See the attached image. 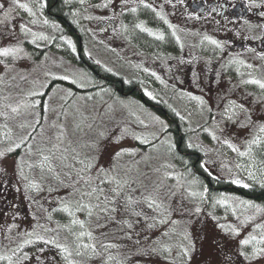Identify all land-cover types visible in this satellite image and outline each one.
<instances>
[{"label":"rangeland","instance_id":"1","mask_svg":"<svg viewBox=\"0 0 264 264\" xmlns=\"http://www.w3.org/2000/svg\"><path fill=\"white\" fill-rule=\"evenodd\" d=\"M43 1L19 0L32 9L35 13L32 15L19 8L14 0H0L3 5L0 8V51L12 50L9 56L0 55V144L6 150L20 145L29 136L35 122L37 114L34 106L29 104L28 95L40 94L52 77L80 83L90 81L73 55L78 42L63 33L62 27L49 22L43 14ZM66 1L79 5L72 14L77 20L79 17L84 19L80 28L88 42L87 47L84 49L81 45V49L88 60L103 70L119 72L124 81L135 79L137 87L149 100L166 103L178 114L179 122L194 132L188 136L187 147L199 150L201 154L199 173L215 181L229 182L230 186L264 184V132H260L264 126V89L247 82H264V53H234L228 49L230 42L224 39L229 34L244 38L248 32H253L257 39L260 27L256 22H241L238 29L223 26L221 31L218 23L210 24L195 15L186 17L185 11L167 7L168 10L151 13L156 23L150 24L149 17L139 18L145 5L134 0ZM135 27L145 29L154 38H164L169 33L172 37L167 43L176 48H165L161 46L162 42L140 40L135 35ZM22 38L51 48L41 60L32 64L26 55L17 51L16 46ZM213 40L217 43L213 44ZM222 59L228 60L226 66L220 61ZM107 88L102 87L103 92L94 98L87 94L72 96L70 90L60 85L53 88L45 102L43 126L28 145L32 155L26 153L23 159L18 160L0 149L3 153L0 156V212L4 207L5 215L3 228L15 234L13 237L17 242L23 244L32 240L28 244L30 247L21 251L31 248L32 257L47 264H58V258L63 264H97V251L78 245H91L102 240L101 236H106L105 241H121L116 242L117 245L126 246L128 242L130 253L123 252L121 257L113 250L110 258L111 252H105L104 264H264V253L253 255L255 249L264 247V244L253 241L242 246L240 243L250 236H256L257 240L264 236V228L261 227L264 225L263 204L240 198L221 188L202 187L200 190L189 173H186L190 178L187 181L176 173L179 174L177 188L156 176L158 187L153 190L145 172L134 177L127 169L119 167L121 161H116L112 173L122 179L124 187L132 190V183L138 190L136 196L152 193L161 205L160 209L154 206L149 209L145 198L131 199L134 203H129V197L121 196L115 202L116 210L111 211L110 218V215L104 216L94 210L91 217L87 211L74 210L76 213L71 220L81 219L84 229L92 233L91 239L85 234L77 240L78 234L71 236L67 233L60 242L44 243V240L53 241V232L62 233L59 229L64 225L62 220L63 223L58 221L54 229L48 227L47 211L62 209L61 205L70 201L72 196L69 188H66L68 193L64 190L54 197L48 192L50 188L56 190L68 186L71 184L69 178L75 176L73 172L76 171L67 168L63 177L59 174L64 165L61 162L64 155L66 158L72 155L80 168L78 160L95 157V167L85 174L95 177L98 169L110 167L118 151L126 153L134 149L130 144L134 134H126L124 128L122 134H116L119 126L131 119L136 126L146 128L140 140L148 141V137L156 139L160 136L158 150L164 146L167 148L164 152L159 151L160 154H147L146 159L152 163L149 169L161 171L167 167L166 164L171 165L169 161L173 155L166 145L171 142L166 133L170 121L146 111L150 108L132 99L128 93L119 97ZM13 108L17 111L13 112ZM257 137L261 142L250 145ZM118 139H121L120 143ZM229 143L241 152H248L251 147L250 155L240 156L228 146ZM43 156L50 157L54 174L48 173V164L43 169L40 167ZM34 168L36 170L32 172ZM54 169L59 170L55 172ZM249 173H252L251 177ZM236 180L241 183H234ZM33 183L40 186L39 190L31 186ZM85 191V186L79 188L80 193ZM221 200L223 204L219 203ZM241 201L258 205L260 210ZM233 208L236 209L235 214ZM161 210L167 215L166 220H171L170 225L156 224L159 218L155 215ZM117 222L127 230L122 231ZM220 225L226 227L221 228ZM228 225L238 229L239 234L234 235ZM27 233L35 235L28 236ZM56 243L68 247L72 255L66 257ZM185 249L188 250L187 255ZM241 251L246 256H241ZM151 253L155 256L160 253L161 258L168 262H155L159 259Z\"/></svg>","mask_w":264,"mask_h":264},{"label":"trees","instance_id":"2","mask_svg":"<svg viewBox=\"0 0 264 264\" xmlns=\"http://www.w3.org/2000/svg\"><path fill=\"white\" fill-rule=\"evenodd\" d=\"M43 8H44L43 14L47 17L50 23L56 24V25H59V27H62L63 33L69 36H72L78 42V47L77 49L74 50L73 55L76 57L75 59L78 61V63L83 66L84 71L89 76L90 81H87V82L85 81V82L80 83L77 81L73 82L68 79H64L63 77H52L46 82L45 88L40 94L34 95L33 97H30L28 95V98L30 101L29 104L31 105V107L34 106V109L37 114L35 117V122L33 123V126L30 130V134L20 144V147L18 148L14 147L13 151H8V149L6 150L5 147H3L2 144H0V149H2L1 152H3V149H4V152L5 150L8 151L7 152V154H9L8 156L15 157L18 160L23 159L24 154L30 153V151L28 150V145H30L29 143L33 141V136L35 135V133L38 130H40L43 126L42 123H43L44 114L46 111L45 102L48 97V94L53 88H56L57 86L60 85L70 90L72 96L87 94L89 97L94 98L97 94H101L103 92L102 87L106 86L108 87L107 89L111 88L110 92H112L113 94L115 93L118 94L117 96L119 97H122L121 95H126V93H128L132 99L143 104L145 107L150 108V110H146V109L144 110L155 113V116H157L158 118L164 119L165 117L170 121L169 122L170 124L166 127V133L169 134V136L171 137V142H169L168 144L166 143V145L170 147L168 151L172 153L173 157H171L169 161L171 162L170 167H169V164H166L165 166L167 167H165V169H161V171H158L157 169L150 170L149 165H152V163L146 159L147 154L148 156H153V154H150V153L158 152L160 154L159 151L164 152L165 150H167V148H165L166 146H164V149L158 150V146L161 143V137L158 136L156 137V139H153L152 137H148V141L140 140L139 137L141 136V133H143L146 130V128L144 129L142 126H136L135 124H133L131 119L123 126H119V129L116 134L118 135L122 134L121 130L122 128H124V132L126 134H134L135 136L132 139H130V144L134 146V149L129 150L130 152H126V153H124L123 151H118L117 153H121V155L117 156V153H116L114 155L113 163H111L110 167L107 169L109 170L108 175L111 174L112 176H114L116 180L120 182L121 188L123 186L122 181H121L122 179L118 175H115L112 173V167L116 164V161H121V163L119 164V167L127 169L134 177L137 176L141 172H145L148 176L149 185L151 189L153 190L155 189V187H158L157 180L155 179L156 176L159 177L160 179H164L165 181H167V183L171 182L175 186V188H177L179 174L182 175V177H184V179L187 181V180H190V178L186 173H189L191 175V178L194 181H196V185L198 188H200V190H202V187L203 189L205 187L209 189L210 188L214 189L213 185L217 184L218 186L224 187L222 189H224L228 193L236 194L240 198H243V192L250 193L252 194V198H251L253 199L252 201L259 202L260 204L264 205V187H259L258 185H251L245 191L242 188H237V186H235L237 189L229 187L230 186L228 185L230 184L229 182L225 183L223 181H215L214 179L209 178V176H205V174L199 173L201 172L200 166H199L201 154L199 153V150H196L191 147H187L188 138H189L188 136H190L191 132L193 131L191 129H187L185 125L179 122L178 114H176L172 108H169L168 106H166V103H163L160 101L154 102L152 100H149L147 97L142 96L141 90L136 87L137 86L136 84L138 83L136 82L135 79H130V81L128 82L126 80L124 81L123 79L124 77L122 75H119L120 74L119 72L114 73L112 71L103 70L101 67L95 65L92 61H89L88 58L83 54V52H80V46L83 45L85 49V47H87L86 42L88 41H86V35L83 33L82 29L80 28V24L81 22L82 23L84 22V19H82V17H79L80 19L77 20L75 16L72 14L73 12L72 10L74 8H79V5L77 2H67L66 0H44ZM143 16L144 14L142 13L139 18L140 19L145 18ZM134 32H135V35H137V37L142 41L148 40L149 42L151 41L162 42L163 44L161 46L164 45L165 48L175 47L173 45L168 44L167 39L162 41V40H155V39H152L151 37H148L147 33H145L139 28L136 29L135 27ZM167 38H170V37L167 36ZM16 48H18L17 51L19 53L26 55L29 61L32 64H34L35 61H39L45 56V54L48 52L51 46L50 47L48 45L40 46V45H37L36 43L30 42V40L27 38H22L21 43H19L16 46ZM10 57L13 58V56H10ZM85 58L88 61H85ZM123 84H124L123 88H124L125 94L121 90L122 89L121 85ZM25 95L27 97V94ZM164 123L165 121L163 122V124ZM120 140L121 139H118L117 142L120 143ZM141 141H144V142H141ZM154 149H157V150H154ZM52 151L54 150L52 149ZM55 155L56 154H54V156ZM61 156H58L57 158ZM74 160L75 159L72 155H70L68 158H66L65 155L64 157H62L61 162H63L64 165H62L61 171L59 172V174L62 177H63L62 174L66 170V168L69 171L72 170L76 172L78 169H80L79 165L77 167ZM179 166H182V167H179ZM35 170L36 168L32 169V172H34ZM58 170L59 169H54L55 172H57ZM47 171L48 173L50 172L48 169ZM76 172H73L75 173V176H72V178H69V181L71 182V184H69L68 186L65 185L61 189H56V190H52L50 188L52 191L48 189V192L49 194H51V197H54L62 193L64 190H66V192L68 193V190L66 188H69L72 196H71V199H69L70 201H67L65 203L73 204V206H71L73 212L76 209L77 201H79V203L81 204H91L93 206L94 212H98V213L100 212L104 216L110 215L109 216L110 218L111 213H112L111 211L107 213L101 212L100 208H96L95 205L100 204L101 208L105 206H107L108 208H115L114 207L115 204H106V202L103 201L102 195L99 201L95 198V195L91 197L89 196L81 197V193L79 192L80 187L85 186L86 187L85 192H87V191H90L91 187H94V186L93 184L86 186L85 183L81 181L80 183L75 185V189H74L72 185L78 179ZM176 173H179V174L176 175ZM197 173L199 175H197ZM82 175H85V174L82 173ZM130 185L132 187V190L128 187L123 186L124 188L123 193L119 197L126 196V197H130L132 200L134 199V201L135 200L138 201L139 199H143L151 195L156 200V203L159 204L158 200L152 195V193L149 195L140 194L139 196H136V194L138 193V190L133 187L132 183H130ZM164 185H167V184H164ZM238 186H241V185H238ZM103 187L105 189L104 194L108 195L110 199H113L114 197L112 196L111 189L114 187L111 184L109 186H107V184H104ZM119 197H116L115 201H117V199L119 200ZM64 205L65 204L61 206L64 207ZM155 217L159 218L156 220V224H160L162 220L164 221L163 224H165V226L171 224V220H169V218L168 220H166L167 215L166 214L164 215L163 210L159 211L155 215ZM46 218H47L46 223L48 224V227L50 226L52 227V229H54L58 221H60L61 223L64 222L63 227L59 229V230H62V233H59L57 231L52 233L54 234L52 236L54 242H60L62 236L67 235V233H69L71 236H73L74 234H80L82 232L87 233V231L84 228H81L78 224H72L71 217L68 215V213L62 211V209L47 211ZM145 224L148 225V222L145 221ZM117 226L122 231L127 230L124 228V226L120 222H117ZM121 235H124V233L122 232ZM101 239L102 240L100 241L97 240V243L94 242L91 244L95 246L93 252L97 251V254H98L99 259L98 261H96L97 264L105 263L106 257L103 255L105 252H111L109 253L110 258H111L113 250L116 251L117 256H121V257H122L123 252L130 253V244L128 242L126 246H122V245H117L116 243V242H121V241L108 242L104 240L106 239V236H101ZM165 250L162 251L163 255L165 253ZM151 254L155 256V254L153 253ZM155 257H158L159 259V260H155V262H159V263L168 262L167 260L164 259V257L163 259L161 258L160 253L158 256H155ZM114 263H117V261H114Z\"/></svg>","mask_w":264,"mask_h":264},{"label":"flooded vegetation","instance_id":"3","mask_svg":"<svg viewBox=\"0 0 264 264\" xmlns=\"http://www.w3.org/2000/svg\"><path fill=\"white\" fill-rule=\"evenodd\" d=\"M137 3H143L145 6L142 9L143 17L150 18V24L154 23V19L151 18V13H156V10L164 9L167 7H173L174 11H185V16L195 15L198 19L206 21L208 23H218L220 27L218 30H223L222 27L234 26L238 29V25L241 22H256L259 26V37L254 38L253 32H248L244 38H238L236 34L225 35L224 39L230 42L228 49H231L234 53L252 51L255 54L264 53V0H134ZM147 5V6H146ZM188 12V14L186 13ZM112 24L114 23L111 21ZM210 23V24H211ZM111 27V26H110ZM262 27V29H261ZM225 31V30H224ZM210 43V42H209ZM81 55V54H80ZM224 58V57H222ZM222 64L227 65L228 60H220ZM87 63V62H86ZM237 64L235 62H231ZM124 84L121 85L122 92ZM257 185V184H255ZM259 187H264L258 185ZM236 188L235 186H229ZM215 189H222L224 187H216ZM247 190L249 187L237 186ZM236 188V189H237ZM242 191V190H241ZM243 197L253 200L252 194L244 193ZM4 207L0 212V257H11V261L8 259H0V264H47L44 260L34 259L29 248L27 251L22 252L21 249L30 247L28 244L23 248H20L21 242L13 237L15 234L6 231L3 228L5 221ZM4 229V230H3ZM5 231V232H4ZM27 256L25 259L24 257ZM37 258V257H35ZM57 260V259H56ZM59 263L63 262L58 258Z\"/></svg>","mask_w":264,"mask_h":264},{"label":"snow or ice","instance_id":"4","mask_svg":"<svg viewBox=\"0 0 264 264\" xmlns=\"http://www.w3.org/2000/svg\"><path fill=\"white\" fill-rule=\"evenodd\" d=\"M15 3L18 4V7L21 8V9H24L25 11L29 12L30 14L32 15H35V13L32 12V9L25 3H20L19 0H14ZM147 6V5H146ZM3 5L0 4V8H2ZM133 11H135V9H133ZM45 23H47V21H45ZM160 39H163V36H160L159 37ZM213 44H216L217 42L215 40L212 41ZM12 50L10 49H4L2 51H0V55H3V56H7L9 55V53L11 52ZM249 83H253V84H258L260 86L261 89H264V82H261L259 80H251V81H247ZM39 94V93H37ZM242 107V106H241ZM13 112H16L17 109L16 108H13L12 109ZM229 119H231V116L228 117ZM260 132H264V126H261L260 128ZM213 138L215 139L216 137L213 136ZM141 142H144V141H141ZM261 141L259 139V137L257 138H254L251 142H250V145L252 144H259ZM228 146L230 148H232L233 151H236L239 153L240 156H246V155H250L251 153V147L249 148V151L248 152H241L239 151V149H237L234 145H232L231 143L228 144ZM16 147H20L19 144L16 145ZM14 149L13 148H9L8 151H13ZM121 155V153H117V156ZM0 156H3V153H0ZM95 157H92V158H88V159H80L78 160L77 162L82 166L80 169L77 170L76 172V175L78 177V179L75 181V183L72 185V187L75 189V185L80 183L81 181H83L85 184H88V185H92L93 182L95 181V186L94 187H91L90 191H87V192H82L81 193V197L83 196H93L95 195V198L99 201L101 199V195L103 196V201L106 202V204H115V198L116 197H119L122 193L120 191L121 189V184L119 181L116 180V178L114 176H109L108 175V172L109 170L107 169H103V168H100L97 170V174L95 175V177L93 176H87V175H82L83 174H86L88 172H90L92 170V168L95 167ZM50 161V157L49 156H43L42 158V161L40 163V167L43 169L45 164H48V170L49 171H52V166L51 164L49 163ZM102 174V175H101ZM249 176L251 177L252 176V173H249ZM25 179H27L25 177ZM234 183H241L240 181L236 180V181H233ZM104 184H115L116 186L114 188L111 189V192H112V196L114 197L113 199H110L108 195H105V189L103 187ZM33 188H36L37 190H39V185L38 184H35L33 183L31 185ZM249 185L247 184H244L243 187H248ZM262 186H264V184H262ZM192 195H196V193H192ZM145 200L147 202V206L149 209H153V206L155 205L156 208H160L161 205L157 204L156 203V200L151 196L149 195L148 197H145ZM128 202L129 203H134V201L131 200V198L129 197L128 198ZM219 203L223 204L224 201L221 200L219 201ZM242 204H245L247 205L248 207H256L258 210L259 209V206L258 205H252L250 202L248 201H241ZM96 208H100L101 212H104V213H107L109 211H115L116 209L115 208H108L107 206L101 208L100 207V204H97L95 205ZM76 211H87L88 215L91 217L92 214H93V206L91 204H81L79 203V201H77V204H76ZM155 210V209H154ZM62 211L68 213V215L71 217V216H74V212L70 206L69 203H65L64 207L62 208ZM197 212L200 211L199 208L196 209ZM233 213L235 214V211L236 209L233 208L232 209ZM136 215H141V213H136ZM246 219H250V218H246ZM164 221L162 220L161 223H163ZM72 224H78L81 228H84V222L81 221V220H78V219H72L71 221ZM129 227H132L131 224L128 225ZM221 228H225L226 226L225 225H220ZM262 228H264V225L261 226ZM228 229L231 230V232L234 234V235H238L239 234V231L238 229H236L235 227L231 226V225H228L227 226ZM87 235L90 239L92 238V233L91 232H87V233H80L77 235V240L80 239V237L82 235ZM28 236H33L35 235V233H27ZM38 239H43L42 237H37ZM253 241H256L258 244H264V236H262L259 240H257V237L256 236H250L249 238L247 239H242L240 241L241 245L242 246H248L251 242ZM32 243V240H26L24 241L23 244L20 245V248H23L24 246H26L27 244H31ZM44 243H55L54 241H50V240H44ZM56 247L58 248H61L63 250L64 253H66V257L68 256H71L72 253L71 251L68 249V247L62 245V244H59V243H56ZM78 247H83V248H89L91 247L93 250L95 248L94 245H89V244H83V245H78ZM184 253L187 255L188 254V250L185 249L184 250ZM260 253H264V247H261V248H256L255 251L253 252V255H256V254H260ZM240 255L241 256H246L245 252L244 251H241L240 252ZM25 259L27 258V256L24 257ZM0 259H8L9 261H11V257H0ZM71 264V262H70Z\"/></svg>","mask_w":264,"mask_h":264}]
</instances>
